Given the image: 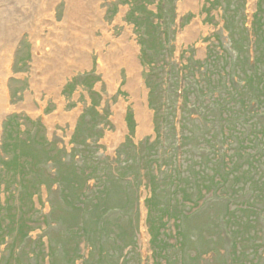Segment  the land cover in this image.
Here are the masks:
<instances>
[{
  "label": "rangeland",
  "instance_id": "1",
  "mask_svg": "<svg viewBox=\"0 0 264 264\" xmlns=\"http://www.w3.org/2000/svg\"><path fill=\"white\" fill-rule=\"evenodd\" d=\"M94 1L82 0L93 13L97 8L102 11V20L113 37L119 39L128 33L136 43L144 87L139 100H143L148 112L146 126L142 128L136 104L126 88V68L119 69L118 79L111 85L99 67L100 54L94 48L89 52L88 64L65 78L58 95L43 88L46 82L39 65L33 75L37 55L34 37L40 34L43 39L53 40V30L45 21L53 16L60 26L67 0H0V75L4 73L1 64L9 55V72L3 84L8 108H15L0 116V264H98L101 256L103 264H234L232 254L236 245L233 248L227 230L239 221L243 224L229 227L236 233L235 238L244 233L247 240H242L247 255L239 264H254L250 247L259 245L264 254V200L252 201L251 178L264 177V162L254 158L263 147L260 142H253L250 135L260 128L245 126L247 131L240 135L243 144L230 135L220 137L216 129L215 142L210 136L211 143L214 142L212 152L207 151L202 148L206 127H186L198 113L194 114L189 105L182 114L180 96L187 88H193L195 94L202 91L204 74L215 64L213 56L226 59V52L234 51L233 45H239L244 37L242 18L252 31L255 14H263L264 3L193 0L186 7L185 0H98L97 4ZM261 22L264 23V14ZM193 26L195 32L187 33ZM95 34L102 37L100 30ZM251 38L252 57V48L264 57L263 41H258L256 52V38ZM109 46L110 43L105 44L103 52ZM45 51L39 50L38 56L42 57ZM244 62L242 57L241 67ZM221 64L228 69L226 63ZM205 97L202 91V99ZM191 98L198 100L193 95ZM27 99L33 109L23 105ZM59 103L67 117L50 122ZM158 107L162 111L157 117ZM251 110L258 112L247 107L243 119L254 116ZM256 120L264 126V118ZM208 126L212 129L213 121H208ZM181 127L185 129L183 133ZM148 142L155 143L151 149L153 159L163 156L151 164ZM169 142L171 148L165 153L163 148ZM208 153L214 155V169H210L213 175L207 180L213 184L207 186L213 196L207 201L193 199L201 197L195 191L193 201L184 208L191 214L184 221L188 245L184 249L170 245L168 259L158 257L150 229L156 222L148 207L153 195L151 179L160 169L164 171L167 164L173 169L181 165L180 171L185 172L193 163L200 172V165L206 160L204 154L208 159ZM24 160H32L31 172L39 173L37 177L28 175ZM231 160L241 170L253 163L257 173L240 177L244 189L236 197L229 195L238 186L227 187L226 196L219 197L216 193L225 188L214 181L225 175V163ZM148 166L153 168L152 174ZM20 170L24 175H19ZM245 202L251 205L249 212L258 216H237L228 222L227 206L234 210ZM15 214L17 219L25 215L23 227L15 224ZM165 232L174 245L178 241L174 236V219L166 224ZM255 232L262 241H255ZM204 235L209 239H204ZM237 252L242 253L241 245ZM257 262L264 264V257Z\"/></svg>",
  "mask_w": 264,
  "mask_h": 264
},
{
  "label": "trees",
  "instance_id": "2",
  "mask_svg": "<svg viewBox=\"0 0 264 264\" xmlns=\"http://www.w3.org/2000/svg\"><path fill=\"white\" fill-rule=\"evenodd\" d=\"M264 0H259L258 4H263ZM262 9V7H261ZM264 14V10H263ZM263 14H260L259 12L255 14V19H253L252 24V31H249L247 26H245L244 19L242 18V26H241V34L244 35L243 41H240V44H234L233 49L235 51L228 50L226 52V59H223L219 56H213V62L215 64H211L207 72L204 74V82L201 84V89L203 91V95L206 96L202 99V91H198L196 94L192 92L193 88H187L186 91H182L183 102H182V114L185 113V110L191 105V107L194 108V114H197L194 116V122H189L186 124V127L190 129V127H196L200 129L201 127H206V131L203 132V140H202V148L211 149L210 152H212V147L214 145V142L216 141V137L214 136V133L219 131L218 134L220 137H226L228 138V135L232 136V138H237V142L240 144L242 143L241 134L242 131L245 130V126L247 125H253L254 128H260L257 133H251L250 137H252L253 142H260V146L263 147V150L255 156L254 158H260L264 162V126H262V123L259 122V120H256L257 118L262 119L264 118V57H262L261 54L257 52L259 50L258 41L262 40L264 44V23L261 22V16ZM228 21V19H227ZM233 24H236L237 22L235 19L232 20ZM234 26V25H233ZM251 36H255L256 40V52L254 53L253 50V56L250 53V47L249 42L252 41ZM254 45V43L252 42ZM247 45V46H246ZM246 46V49L243 48ZM249 47V48H248ZM244 53V56L242 55ZM223 56V55H222ZM242 57L245 59V65L241 67L242 64ZM220 58H222V61H220ZM224 60V61H223ZM226 63L228 66V69H224L223 65L220 63ZM223 69L225 70L223 72ZM212 94V95H210ZM195 96L198 100L193 101L191 96ZM188 98V100H186ZM254 102V105L252 104ZM252 107V109H258L255 112L252 111L254 116L250 115V120H245L244 115H246V108ZM158 109V110H157ZM162 107L156 108L157 111V117L159 116V113ZM174 115L177 116V112L175 107L173 108ZM188 113V112H187ZM183 117V115H182ZM253 117V118H252ZM243 119V120H242ZM208 121H213V128L210 129L208 126ZM185 126V125H184ZM243 127V128H242ZM263 129V131H262ZM185 131L184 128L181 127V132L183 133ZM247 131V130H245ZM180 132V130H179ZM225 132V134H224ZM212 136L214 138V142L211 143ZM161 137V132H160ZM159 137V139H161ZM182 135L180 136V138ZM186 137H188L186 135ZM183 141V137L181 138ZM245 142L247 139H245ZM157 141V140H155ZM228 141V140H227ZM162 140H159V145L161 146ZM210 143V144H209ZM248 144V142H246ZM148 147V154L147 157L149 158L150 164L152 161H159L160 158H163V156H158L153 159L151 149L154 148L155 143H149ZM243 144V143H242ZM165 146V145H164ZM171 148V144L169 142V146H165L163 148L164 152H168ZM237 153H239V148L235 150ZM242 152L243 148L241 149ZM34 153V152H33ZM35 156L38 154H34ZM206 157L205 162L200 165L201 170L200 172L195 170L193 163L190 164L188 171H180L182 170L181 165L173 169L170 165L167 164L164 171H159L158 174H154V177L151 179V185H152V199L150 202V205L148 206L150 208V216H154V226L151 229L152 232V238H153V244L155 248L154 254H157L158 257H165L168 259V256H166V253L169 252L170 247L177 246L178 249H184L188 245V239L185 237V220L190 217L191 214H189L184 208L188 205V203H191L192 197L194 196L195 191L197 193L201 194V197H193V199H205L207 201V198L211 199L213 194L210 195V191H207V186H211L213 184L208 183L207 180H210V169H214L213 166V153H208V159L207 154H204ZM236 155V154H235ZM28 157L29 155H25ZM34 157V156H32ZM37 157V156H36ZM35 158V157H34ZM253 158V159H254ZM33 160V159H32ZM31 160V162H32ZM31 162L29 163V160H24V163L27 166V169L29 171L28 175H35L36 177L39 175V173H36V171L31 172L32 165ZM257 160L255 163L257 164ZM19 165L20 162L18 161ZM226 166L224 168L225 175L221 176L218 180H215V183H219L222 187L225 188L224 191L221 189L220 192H217L216 195L219 197L226 196V188L227 187H233L238 186L235 190V193H232L229 195V197H236V195L240 194V191L244 189V186H241L240 177L245 178L244 175H250L254 173V175L257 173V169L255 167V164L251 163L250 168H247L246 170H241L237 167L236 163L231 160L228 161V163H225ZM147 167V165H146ZM148 171L152 174L153 168L148 166ZM21 172V173H20ZM19 175H24V171L20 170ZM38 172V171H37ZM149 173V174H150ZM160 173L161 177H160ZM253 175V174H252ZM29 177V176H28ZM219 177L218 175L214 177ZM212 178V176L210 177ZM157 180H160L157 182ZM252 186L254 187V194L252 197V201H255V198H257L260 203L264 200L262 199L264 197V177L256 178L253 176L251 178ZM204 186V187H203ZM204 189V191H203ZM235 199V198H234ZM205 200L203 204L205 203ZM250 199L248 202L250 203ZM83 204V202H82ZM199 203L197 202V205ZM87 202H84V207H87ZM233 205V204H232ZM230 206V205H229ZM227 206L226 210V218L229 222L232 220L233 217L237 216H254L258 214L256 212H249V205L247 202L240 203L235 206L234 210L232 208ZM17 214V212H16ZM16 214L14 215V221L15 224L18 226L23 227V219L25 218V215L20 216V218H16ZM174 219V226L176 227V234L175 237L178 238L177 242H174V245H172V240L170 237L166 235L165 228L166 224L171 220ZM224 220V219H223ZM239 224H243L240 221L236 222L234 225L231 224V227H236ZM249 224V223H247ZM226 225V224H225ZM229 226V227H230ZM228 227V233L230 236H232V242H233V248H235L238 251V247L241 245L242 247V253L239 254L236 249L233 255V261L234 264H239L240 262L243 263L244 254L245 256L247 253L244 247L247 242V240L244 237L243 234H238V236L235 238L236 233L232 232L231 229ZM154 230V232H153ZM234 233V234H233ZM256 233V232H255ZM210 234V233H209ZM177 235V236H176ZM179 236V237H178ZM204 239L208 238L206 235H204ZM234 236V240H233ZM211 237V234H210ZM239 239V241H235L236 239ZM212 239V237H211ZM242 240L244 243H242ZM262 241V238L259 237L258 233H256V239L255 241ZM155 241V242H154ZM186 241V243H185ZM171 245V246H170ZM253 247H250L249 253L251 252V255L253 256V263L258 264L257 260H259V257H264L263 251L259 249V245L253 244ZM170 246V247H169ZM261 247V246H260ZM237 252V254H235ZM260 254V255H258ZM165 255V256H164ZM104 258H106L104 256ZM98 264H103L104 261L102 260V256L99 259ZM246 262V261H245ZM247 263V262H246ZM168 264H172L171 262H168Z\"/></svg>",
  "mask_w": 264,
  "mask_h": 264
},
{
  "label": "bare ground",
  "instance_id": "3",
  "mask_svg": "<svg viewBox=\"0 0 264 264\" xmlns=\"http://www.w3.org/2000/svg\"><path fill=\"white\" fill-rule=\"evenodd\" d=\"M67 2L65 19L60 26L55 22L53 16L50 20L45 21L51 26V30H53L51 34L53 40L43 39L40 34L34 37L37 55L34 57L33 65L35 74L33 75L35 76L38 72L37 67L39 65L43 69L46 82L43 88L50 93L58 95L60 86L65 78L72 74L74 69L84 67L88 64L91 60L89 52L94 48L100 54L99 67L105 73L111 85L118 79L119 69L126 68L128 74L126 88L131 93L133 101L136 104L140 124L142 128L145 127L148 112L144 103H142L143 100L141 102V99L139 100L144 87L140 79V64L136 57V43L130 40L128 33L119 37V39L113 37L108 32L107 24L102 20V11L100 9L97 8L93 13V10L85 6L82 0H67ZM97 2L98 0H95L94 4H97ZM192 2L193 0H185V6L187 7ZM97 30L102 32L101 38L96 36L95 33ZM193 32H195L194 26L189 28L187 33L191 34ZM109 43V48L106 52H103L104 45ZM53 45L56 46L54 47ZM39 50H46L42 57V54L38 56ZM6 57L4 61L2 60L3 63L1 62L3 66L1 70L4 72L0 75L1 117L10 110L15 109L14 107L8 108L7 91L3 84L6 80L5 76L9 72V55H6ZM23 105L28 109H33L28 99ZM19 108H22V106H19ZM119 116H121L120 113ZM64 117H67V115L63 113L62 104L59 103L58 111L49 118V121L54 122L60 118L65 119Z\"/></svg>",
  "mask_w": 264,
  "mask_h": 264
}]
</instances>
